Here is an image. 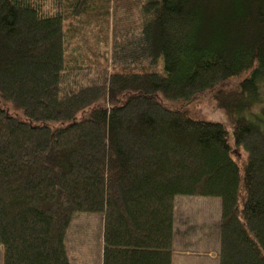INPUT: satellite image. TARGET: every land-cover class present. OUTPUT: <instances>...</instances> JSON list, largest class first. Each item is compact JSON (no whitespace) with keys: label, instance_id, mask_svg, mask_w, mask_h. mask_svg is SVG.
Here are the masks:
<instances>
[{"label":"trees","instance_id":"obj_1","mask_svg":"<svg viewBox=\"0 0 264 264\" xmlns=\"http://www.w3.org/2000/svg\"><path fill=\"white\" fill-rule=\"evenodd\" d=\"M262 107L264 0H0V264H85L81 214L101 264H174L179 196L220 199L219 264H264Z\"/></svg>","mask_w":264,"mask_h":264},{"label":"rangeland","instance_id":"obj_2","mask_svg":"<svg viewBox=\"0 0 264 264\" xmlns=\"http://www.w3.org/2000/svg\"><path fill=\"white\" fill-rule=\"evenodd\" d=\"M262 108L264 111V107ZM187 109L194 118L220 121L228 125L224 112L220 111L211 100L196 99L187 105ZM259 118L264 122V112ZM234 158L243 165L246 153L240 149L234 154ZM184 201L194 202L195 206H188V202ZM205 202L208 203L207 208L206 205L204 206ZM176 204V264H218L219 257L213 254L209 256L208 251L209 249L213 251L220 232L217 219L218 207L221 210L220 199L179 196ZM103 224L102 215L81 214L76 218L69 238V245L73 250L72 255L79 257L76 259L82 260L85 264H101ZM185 249L188 251L185 253H189L188 256H194L183 258L181 253ZM205 251L209 255L201 253Z\"/></svg>","mask_w":264,"mask_h":264},{"label":"crops","instance_id":"obj_3","mask_svg":"<svg viewBox=\"0 0 264 264\" xmlns=\"http://www.w3.org/2000/svg\"><path fill=\"white\" fill-rule=\"evenodd\" d=\"M184 202H188V206H195V204H194V202H191V201H184ZM208 204V203H207ZM206 204V202L204 203V206L207 208V205ZM217 219H218V224H220V220H221V212H220V209H219V207H218V213H217ZM219 251H220V235H218V237L216 238V244L214 245V247H213V251L211 252V250L209 249V253H210V255H209V253L208 252H201V253H204V255H206L207 253V255H209V256H212V254H213V256H216V257H219ZM185 252H188L186 249L185 250H183L182 251V253H181V256L183 257V258H190V257H192V256H194V255H192V256H188V254L189 253H185ZM195 254V253H194ZM200 256H202L203 254H199ZM176 258H177V256H176V242H175V251H174V264H176ZM218 264H219V260H218Z\"/></svg>","mask_w":264,"mask_h":264}]
</instances>
